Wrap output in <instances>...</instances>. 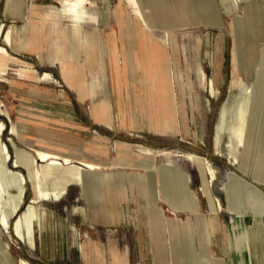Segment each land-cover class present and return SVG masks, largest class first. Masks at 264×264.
<instances>
[{"label":"rangeland","instance_id":"obj_1","mask_svg":"<svg viewBox=\"0 0 264 264\" xmlns=\"http://www.w3.org/2000/svg\"><path fill=\"white\" fill-rule=\"evenodd\" d=\"M64 1L21 0L20 5L11 2V5L8 6L6 0H0V32H2L0 47H6L9 53V55L0 53V67L4 71L3 73L0 72V103L7 108L11 120L15 123L17 133V135L12 134L10 122L0 116V119L5 123V129L0 137L8 146L11 156L7 166L14 171H19L26 178L23 202L16 215L10 218V234L0 225V242L6 245V252L11 263L19 264L21 258L30 264H84L78 244L85 239L97 243L105 252H107L109 243L116 244L120 252L126 251L128 264H159L161 260L158 258V254H162V251L157 243L160 240L164 242L165 246V254L162 256V259L164 258L163 264H169L172 261L171 250L176 246L191 247L198 251L204 244L205 248L208 249L205 238L202 237V225L204 217L211 213V208L207 198L199 190L201 181L199 172L196 166L192 164L193 161L186 157L188 153H191L206 158L208 167L214 171L215 179L210 183L209 189L222 205V210L218 212V221L215 220L214 222L216 226L215 233L220 231L217 237H213L214 242L229 248L227 246L229 240L238 239L240 241V244L232 245L233 255H230L227 249L217 247L213 248L215 254L203 256L207 257L213 264H232L230 256L233 260L239 261L240 264H260L258 255L262 254L264 257V198L254 195L244 184L248 183L264 193V143L258 144L257 140L249 141L244 137L240 142L232 139V133L229 131L232 116L224 113L223 106H230V109L235 108V99H239L247 93L251 103H254L259 96V92L261 93L260 97L263 98L264 82L259 84L252 77L257 76L258 69L264 65V55L262 57L259 55L252 67H249L248 62L254 49L257 52H259L260 47L264 49V35L262 29H260L261 23L259 21V16L261 20L264 19L262 4H259L256 0H235V2L233 0H136L138 3V6H136L133 0H88L91 2L92 7H66ZM51 4L54 6V15L60 20L59 22L53 21V14L51 11L46 10ZM146 7H150L153 13H150ZM107 8H109V11H107ZM118 11L121 13V17H118ZM139 12L144 20L141 19ZM155 20L164 25L161 26L162 29L156 28L157 26L153 23ZM69 21L73 24L99 21V27L105 31L115 26V22L118 25L122 22L125 24L128 22L127 32L132 30L134 23L138 28L141 29L142 27L139 33L140 54L143 55L142 61L147 67L151 64L152 67L155 65V68H157L156 61L149 58L153 44L156 43V46L159 47L160 45L164 48L165 43L174 42L175 37L174 59L176 58L177 74H180L183 86L176 84V88L182 104L180 115L184 124L181 129L186 136L169 137L164 142L158 141L157 145L159 146L153 147L152 141L140 132L133 130L118 132L113 129L112 133L114 135L109 141L106 159L112 161V165L116 164L115 161H121L119 165H129L131 163L137 165L141 163L140 165H143L142 160L146 159L145 154L151 156L165 149L170 153L165 152L158 157L154 156L152 158L153 164L157 168L160 164L170 163L173 168L186 171L184 173L188 176L187 189L193 193L197 200L200 213L197 216L188 212L175 213L160 199H156L154 202L151 182L149 188L148 184L146 186L139 183L141 188L145 191L148 190V192H139L136 185L129 187L126 184L119 189L120 192L117 198L109 197V203L118 206L123 217L119 224L111 225L105 217L96 213V210H94L96 208V206L94 208L95 204L91 205L79 193V188L71 185L68 187L65 196L56 191L54 195L43 198V200H58L63 196L59 201H41L37 204L43 211L46 209L51 210L56 220L57 237H55V244L57 249L55 251H57V257L49 259L44 256L38 239L37 248L32 249L28 243L34 244V236L27 234L23 215L29 209L28 204L33 197V193L28 170L25 167H14L12 165L17 155L10 139L14 141L19 149L27 152H31L33 148H42L62 154L88 158L84 155L83 150H71L64 146L46 142L48 140L45 139L46 137L55 135L52 132H41L40 128L31 130L38 134L36 139L32 141L38 144L39 147L32 146L28 149L27 143L23 140L25 139L24 134L29 132L28 126L19 123V120L15 118L14 109L18 102L10 93L9 83L20 77L26 69L29 71L36 70L41 75L45 71L50 72L53 70V75L57 79L54 82L58 84L56 88L60 90L59 104L70 102L69 105H72V99L64 96L67 93V88L60 77L58 63L50 62V64H55L52 67L47 62L48 58L51 57L50 51H47L46 48L50 50L53 44L55 55H58V57L61 55L63 58L66 54L67 58L73 56L71 52L70 56L67 55V49L71 47L70 44H67L68 40L80 37L77 42H80V47L85 54L92 90L95 91L98 88L99 84L97 77L93 74L92 66L94 64L92 65V63L95 59L97 66L98 61L101 62L100 66H102V56L98 55L95 58L92 56L97 51V40L94 34H90L94 32L92 28L97 27V25H83V34H79L78 31L68 27ZM189 21L193 23L186 27L170 31L167 29L172 25L187 24ZM144 22L148 26H145ZM24 26L26 28H23ZM9 29L12 30V36L20 35V39L13 40V47H9L3 41ZM42 39L45 40L46 45L41 52L35 53L24 49L42 48V46L37 45ZM234 43L237 44L234 51V63L237 64L238 62L241 65L240 71H238L240 75L233 73L232 46ZM3 56L6 59L8 58L6 62ZM63 64L64 62L61 63V68ZM118 65H120V62H118ZM119 67L122 70V66ZM67 69L65 66L63 67V71ZM166 69H168V66ZM49 76L48 73H44V77ZM232 81L239 88L237 94H233L235 90L230 86ZM62 93H64L63 96H61ZM149 95L148 92V99ZM233 101L235 104H233ZM77 111L80 112L78 109ZM150 112L153 113L156 120L163 118L157 108L150 109ZM221 114L222 116L226 115L225 119L227 120L224 119V121H226L227 128L223 124L224 129L222 130L221 144H219L217 122ZM82 119L84 118L82 117ZM120 142L130 144L121 147ZM41 164L45 165L42 167L43 169L49 167L46 162H39V166L34 173L41 181L49 182L54 188L55 182L43 176ZM72 164L75 165L76 163L72 161ZM127 171L145 174L141 171V168L127 169ZM231 175L236 177L232 186L233 200L227 197L226 191L223 189V184L229 181ZM154 185L155 183H153ZM87 194L90 199L95 197V186H90ZM4 198H6V195ZM77 205L85 207L87 214L93 215L96 221H83L79 213H73L72 209ZM159 209L162 212L163 219H169L172 221L171 224L178 226V229L170 230V226L163 223L160 229L161 234L156 230L154 217ZM238 213L242 214L243 217H238L236 215ZM213 216L210 215L209 220ZM21 219L23 221L22 238L18 237L14 231L16 221ZM66 219L69 224L67 239L64 237V225H60V223L66 222ZM28 221L29 223L32 222L31 219ZM182 225L186 226L183 230ZM167 227H169V230ZM243 232L248 235V242L252 248L251 254L245 251L247 240L243 238ZM65 241H69L68 243L71 246L69 249L71 253L68 257L64 253L66 249L61 248L62 245L65 246ZM187 259L189 260L188 257ZM203 263L199 258L198 264ZM262 263L264 264V261ZM96 264L109 263L104 260L103 263L97 262Z\"/></svg>","mask_w":264,"mask_h":264},{"label":"crops","instance_id":"obj_2","mask_svg":"<svg viewBox=\"0 0 264 264\" xmlns=\"http://www.w3.org/2000/svg\"><path fill=\"white\" fill-rule=\"evenodd\" d=\"M11 2H15L17 5L21 4V0H6L8 6L11 5ZM53 7L54 6L51 4L46 10L51 11L53 14V21L59 22L60 20L54 15ZM146 8L150 13H153V10L150 7ZM153 23L159 30L162 29L161 26H164L158 20H155ZM192 23V21H189L187 24L183 25L176 24L167 29L170 31L176 28L186 27ZM83 25H97V27L92 28L94 32L90 33L94 34L97 40V51L93 53L92 56L94 58L98 55L102 56V66H100V61H98L99 64L97 66L95 59L92 63V65L94 64V66H92L94 70L93 74L97 77V82L99 84L95 91L92 90L90 84V74L85 61L84 51L80 47V42H77L80 37L68 40L67 44H70L71 47L67 49V55L70 56L71 53H73V56L67 58L66 54L63 58L61 55L60 57H58V55L56 56L53 44L50 50L46 48L47 51H50L51 57L48 58L47 62L49 63V66L52 67L55 66V64H50V62L58 63L61 74L60 77L67 88V93L64 96L68 99H72V105H69L70 102L65 103L64 100L62 101L65 104H59L60 90L56 88L58 84L54 82L57 81V79H55L53 75V70L50 72L45 71L43 72V75H41L36 70L29 71L26 69L20 77L13 79V82L9 83L10 93L18 102V105L14 109L15 118L19 120V123L28 126L29 132L24 134L25 139H23L27 143L28 149L32 146L39 147L38 144L32 141L36 139L38 134L31 130L33 128H43L55 135L46 138L44 137L45 139H48L46 142L64 146L71 150H83L84 155L90 160L104 164H112L113 162L106 158L109 141L114 135V133H112L113 129L118 132H126L128 130L140 132L152 141L153 147L159 146L157 145V143H159L158 141L164 142V140L167 138L169 139V137L180 135L186 136V134L182 133L181 129V126L184 124L183 118L180 115L182 104L179 100L178 90L176 88V84L182 86V83L180 74H177L176 58L174 59L175 47L173 46H175V37L173 39L174 42L170 41L169 43H165L164 48L160 45L159 47L156 46V43L153 44L149 58L156 61L157 68H155V65H153L154 67L151 65L147 67L142 61L143 55L140 54L141 42L139 33L142 27L140 29L134 23L129 37L126 36L127 26L124 22L120 25L115 22V26L111 27L108 31L99 27V21L95 23L81 24H73L69 21L68 27L81 34ZM23 28L26 27L24 26ZM1 34L2 32H0V37ZM3 41L7 44L5 37ZM13 45L14 44L8 46L13 47ZM37 45L42 46V48L31 47L24 49L31 50L30 52L35 53L38 51L41 52L45 49L43 47L46 45V42L42 39ZM3 48L7 51L6 47L3 46ZM7 54L9 55L8 51ZM3 59L6 62L8 58L6 59L4 57ZM117 60H119L118 62H120L122 70L119 67L120 65H118ZM63 62L67 63L66 66L68 68L65 72L61 68V63ZM167 66L168 69H166ZM1 69L2 68L0 67V72L3 73L4 71ZM44 73H48L50 76L44 77ZM149 78L150 80H148ZM148 92L150 93L149 99L147 97ZM63 94L64 93H62L61 96H63ZM154 108L159 110L160 115L162 114V119L156 120L154 118L153 113L150 112V109ZM77 109L80 110V112H78ZM82 117L84 119H82ZM119 144H121V147H126L130 143L120 142ZM162 150L164 151L157 152L153 155L158 157L165 152L170 153L165 149ZM74 161L75 160H73V162ZM115 163H121V161H115ZM192 164L196 166L201 180V173L197 164L194 162ZM114 168H101L95 169L96 171H89H92V173L95 174L94 185H97L95 186L96 196L90 199L88 198L85 183L79 174L82 173V171H88V169H85L84 166L78 163L71 165V174L67 177L65 182V193L63 196L67 194L69 186L75 185L79 188V193L91 205L95 204L94 208L95 206L96 208L94 210H96V213L105 217L107 222L111 225L119 224L123 218L121 210L118 206L114 205V203H109V197L113 196L117 198L120 192L119 189L126 184L129 187L136 185L139 192H148V190L145 191L141 188L139 183H132L129 181V178H127V175L133 177V175L142 176L143 174L136 171L128 172L127 169L141 168V171L144 173H148V171L135 163L126 166L118 165L114 166ZM155 169L156 172L154 173L157 177L156 180L151 182L153 201L160 199L175 213L188 212L191 214L193 213L194 216L199 215V204L193 193L187 189L188 176L184 173L186 171L179 168H173L170 163L160 164ZM161 170L166 171L168 176L166 182L172 188L171 190H173L174 187L180 186L185 193L182 207L177 209L172 207L175 202L172 191L163 196L161 192V174L159 176ZM201 181L199 190L207 198V202L211 208L208 197L202 190ZM153 183H155L154 186ZM63 196L58 200L48 199L40 200L39 202L50 200L59 201ZM210 210L211 213H208L204 217L202 225V237L203 239L205 238L208 249L205 248L204 244H202L203 247H200L198 251H195L191 247L176 246L171 250L172 261L169 262V264H198L199 258L204 263L207 262L208 264H213L203 255L215 254L213 248L217 247L227 249V252L230 255H233L232 249L214 242L213 237H217L218 232L220 231L215 234L211 233L208 220L210 215H214V211L212 208ZM72 212L79 213L82 216L83 221H96L93 215H88L85 207L81 205L74 206ZM42 216H44L42 217L43 227L40 229L39 226L35 225L33 235L34 244L31 242L28 243L31 245V248L34 249L37 248V241L39 240L38 242L40 243V248L44 256L53 259L57 257V251H55V249H57V245L55 244V237H57L55 228L56 220L53 212L49 209H46ZM171 222L172 221L169 219H163L160 209L156 211L154 226L160 234V229L163 223L166 225L168 224L170 230L178 229V226L171 224ZM60 225H64V237L67 239L69 226L67 219L66 222H63L62 224L60 223ZM185 227V225H182V230L185 229ZM167 228L169 230V227ZM68 242L65 241V246H61V248L66 249L64 252L66 257L71 253L69 250L71 246ZM163 243L164 242H161V240L157 243L160 245L162 251V254H158V258L161 260L159 264H163L164 258L162 259V256L165 254V246ZM78 249L81 253V259L88 264H96L97 262L103 263L104 260H107L109 264H128L126 251L120 252L116 244L109 243L107 252H105L97 243L85 239L78 244ZM186 252L192 253L191 257H193V261L188 262ZM230 260L232 264H240L239 261H236L235 259L233 260L231 256Z\"/></svg>","mask_w":264,"mask_h":264},{"label":"bare ground","instance_id":"obj_3","mask_svg":"<svg viewBox=\"0 0 264 264\" xmlns=\"http://www.w3.org/2000/svg\"><path fill=\"white\" fill-rule=\"evenodd\" d=\"M133 1H134V4L138 6V3L136 2V0H133ZM233 1L235 2V0ZM256 1L259 4H262V6L264 7V0H256ZM64 4L66 5V7H71V6L92 7L91 2L88 0H65ZM107 11H109V8H107ZM139 14H140L141 19H143L142 14L140 12ZM117 15L118 17H121V13L119 11L117 12ZM259 21L261 23L260 29H262V33L264 35V19L262 18L261 20V17L259 16ZM144 25L148 26L146 22H144ZM126 26L127 28H129L128 22H126ZM130 31L126 32L127 37L130 36ZM11 33H12V30L9 29L5 35V41L10 46H12L13 40L20 39V35L16 33L17 36H12ZM236 45L237 44L234 43L232 46L233 73H235L236 75H240L238 71H240L241 65L238 62L237 64L234 63V58H235L234 51L236 50V47H237ZM256 52L257 51L254 49L252 57L249 58V61H248L249 67L254 66L256 59L259 58V55L261 57L264 55V49L261 47L259 48V52H257V54H255ZM0 53H7V51L3 47H0ZM66 64L67 63L63 64L62 70L64 66L65 68H67ZM252 78L253 80H256L257 82H259V84H262V82H264V65H262L258 69L257 76H254ZM230 86L233 87L235 90L233 94H237L239 91V88L236 87V84L234 81L231 82ZM258 95L259 96L255 99L254 103L250 102L249 94L247 93L243 97L239 99H235V102H236L235 108L230 109L231 107L230 106L225 107L226 105L223 106L224 109L222 108L225 114L232 116V122L230 124L231 129L229 131L232 133L231 138L237 142H240L242 137H244V138H247L249 141L257 140L258 144L262 142L264 143V86H263V98L260 97L261 95L260 92ZM233 104H235L234 101H233ZM0 116L4 117L10 122L11 133L17 135L16 130H15V123L11 120L10 114L7 108L2 103H0ZM219 117L220 119H218L219 121L217 122V131H218V143L221 144V135H222V130L224 129L223 124L225 128H227V124H226V121H224V119L226 118V115L222 116L221 114ZM4 129H5V123L0 119V135L3 133ZM39 130L45 133L48 132L43 128H40ZM10 141L13 146V149L15 150L14 152L17 155L15 156L16 159L13 161L12 165L14 167H25L29 172L28 175H29V179L31 183V190L33 193V197L31 198L28 204L29 209L27 213L23 215V219L25 222L24 227L29 236L34 235V225L39 226L40 229L43 227L42 217L44 216H42V214L45 213V211L41 210L37 206L38 202L40 200H43V198L49 195H54L56 191H59L61 194L65 193V185H66L65 182L67 180V177L71 174L70 166L73 165L72 164L73 160H75L76 163L84 166L85 169L86 168L88 169V171H82V173H79L81 175L82 180L85 183L86 191L92 185L97 186V185H94L95 174L92 173V171L89 172L90 170L101 169V168L106 169V168H112V167L114 168V166L119 165V163H116L114 165L111 164L112 166L105 165V164L97 163V162H94L92 160L85 159L82 157L62 154L59 152L51 151L48 149H42V148H33L32 150L33 153L32 151L27 152L25 150L19 149V147L16 146L14 141H12L11 139ZM145 155H146V159L142 160L143 165H140L141 163L138 165L141 166L144 170H147L148 173H145V175H142V176L133 175V177L132 176L129 177V175H127V178H129V181H131L132 183L133 182L143 183L146 186L147 184L149 186V181L152 182L156 180L157 175H155L154 173L156 172V169H155L156 167L152 162V158L154 157V155H151V156H149L148 154H145ZM186 157L192 160L194 163H196L200 170L201 180H202L201 181L202 190L204 194L208 197L210 206L214 211L213 218L208 221V225H209V228L211 229V233L214 234L216 231V228H215L216 226L214 225V222L215 220L218 221V217H217L218 212L222 210V205L219 199L216 196H213L209 189L210 183L215 179L214 171L208 167V162L206 158H203L201 156L191 154V153H188ZM10 159H11V156L8 151V146L6 145V143H4L1 140V137H0V225L3 227L4 230L7 231L8 234H10V231H9L10 218L16 215V212L19 210L23 202L24 195H25V183H26V178L22 173H20L19 171H14L7 166V162ZM39 162L40 163L46 162V165L49 166L43 169L42 168L43 165L42 164L40 165V167L42 168L43 176L55 182L54 188L50 185L49 182L41 181L38 178V176L34 173V171L37 170V167L39 166L38 165ZM120 166H126V165H120ZM159 176L161 179V192L163 196H165V194H167L168 192L172 191V193L174 194V199H175L174 200L175 202L172 207L174 209L182 207L183 201L185 199V193L183 192L181 187L177 186V187H174L173 190H171L172 188L166 182L168 178L166 171L161 170V172L159 173ZM235 179L236 177L234 175H231L229 178V181L223 184V189L226 191L227 197L230 200L234 199V195L232 193V186H233V181ZM244 185L254 195L264 198V193L260 191L259 189L255 188L254 186L248 183H245ZM5 195H6V198H4ZM236 215L240 218L243 217V215L240 213ZM29 219H31L32 221L31 223H29L28 221ZM22 224H23V221L21 219V220H17L14 225L15 234L20 238L23 237ZM242 235H243V238L247 240V243H245V251L248 254H251L252 248L248 242L249 240L248 235L245 232H243ZM233 244L238 245L240 244V241L238 239H231L229 240V244L227 246L230 249H232ZM191 256H192L191 252H186V257L189 258L188 262L192 261ZM258 259H259V263L263 264L262 262L264 261V257L262 256V254L258 255ZM0 264H12L6 252V245H3L1 242H0ZM19 264H30V263L20 258ZM203 264H208V263L205 262Z\"/></svg>","mask_w":264,"mask_h":264}]
</instances>
